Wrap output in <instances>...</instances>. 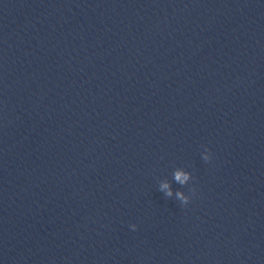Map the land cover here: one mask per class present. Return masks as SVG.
I'll return each instance as SVG.
<instances>
[{"label": "clouds", "instance_id": "9594fccd", "mask_svg": "<svg viewBox=\"0 0 264 264\" xmlns=\"http://www.w3.org/2000/svg\"><path fill=\"white\" fill-rule=\"evenodd\" d=\"M210 150L205 149V152L202 156L203 160L205 162H210L211 155L209 154ZM174 180L179 183L180 185L184 186L188 184V182L193 178L191 173L183 170V169H176L173 173ZM159 190L164 192L167 197H171L173 195L172 189L170 187V184L167 181L161 182L159 185ZM193 193L195 192V189H192ZM177 199L181 202L182 205H187L190 201V197L188 195H185L183 191H177L176 192ZM130 227L135 230L136 225H130Z\"/></svg>", "mask_w": 264, "mask_h": 264}]
</instances>
